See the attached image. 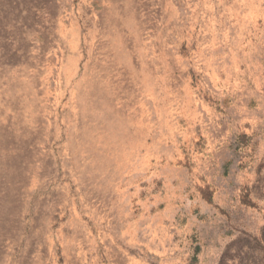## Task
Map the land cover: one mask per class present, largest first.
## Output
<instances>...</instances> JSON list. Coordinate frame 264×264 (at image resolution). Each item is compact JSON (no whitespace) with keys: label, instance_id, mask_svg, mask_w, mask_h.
<instances>
[{"label":"rangeland","instance_id":"obj_1","mask_svg":"<svg viewBox=\"0 0 264 264\" xmlns=\"http://www.w3.org/2000/svg\"><path fill=\"white\" fill-rule=\"evenodd\" d=\"M0 264H264V0H0Z\"/></svg>","mask_w":264,"mask_h":264}]
</instances>
